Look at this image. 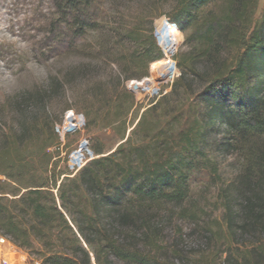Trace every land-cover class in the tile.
<instances>
[{
  "label": "trees",
  "instance_id": "obj_1",
  "mask_svg": "<svg viewBox=\"0 0 264 264\" xmlns=\"http://www.w3.org/2000/svg\"><path fill=\"white\" fill-rule=\"evenodd\" d=\"M57 1L62 28L73 37L65 45L76 51L87 30L103 28L96 19L100 0ZM148 2L154 11L126 28L124 19L107 28L109 43L100 50L111 47L119 58L112 61L118 64V80L99 81L100 92L88 98L80 94L82 114L88 118L97 102L103 103L96 115L104 126L127 127L137 101L125 82L149 77L151 64L155 70L164 63L155 35V20L162 16L183 33L191 31L187 40L194 42L191 59L198 65H178L181 75L170 91L143 111L129 135L125 128L122 142L109 151L91 144L95 156L75 173L56 171L57 163L50 169V150H60L61 136L46 93L14 97L19 108L12 127L0 123V176L6 177L0 179V233L31 249L43 264H172L161 257L163 211L180 206L183 217L196 216L186 214L191 178L206 173L219 189L224 217L211 219L204 235L208 240L250 239L239 256L226 242L220 264H264V11L251 27L259 0ZM234 50L231 58L225 56ZM195 78L203 82L194 90L197 105L180 129H170L171 120L164 127L148 120L162 100L178 87L183 90L182 81L184 92L191 94ZM67 83L58 79L64 91ZM33 104L37 108L31 110ZM142 130L143 138L135 140ZM37 156L41 165H35ZM220 157H234L237 164L234 179L226 183ZM216 263L201 255L193 264Z\"/></svg>",
  "mask_w": 264,
  "mask_h": 264
},
{
  "label": "rangeland",
  "instance_id": "obj_2",
  "mask_svg": "<svg viewBox=\"0 0 264 264\" xmlns=\"http://www.w3.org/2000/svg\"><path fill=\"white\" fill-rule=\"evenodd\" d=\"M149 3L148 0H100L101 13L96 15V19H100V26L103 28H99L100 32L87 30L78 40L80 46L73 51L65 45L66 42L72 41L73 37L72 32L62 28L57 0H0V123L6 129L12 127L18 107L13 104L14 97H25L34 91L46 93L47 107L56 122L55 130L61 136L60 150H50L54 154L50 169L57 163L56 171L75 173L95 156L90 148L93 143L105 146L107 151L114 149L122 142L121 132L128 128V136L134 128L131 127L132 124L135 125L143 111L148 109L153 101L170 91L174 81L181 75L178 65H198L199 62L193 63L191 59L194 42L187 40L191 31L183 33L168 17L162 16L155 20V35L165 54L160 60L164 63L159 64L155 70L151 64L149 77L125 82L137 101L128 118L127 127H105V121L96 115V109L104 106L103 103L97 102L88 118L82 114L80 94L88 98L90 94L100 92L99 81L112 83L113 79L118 80L114 74V71L118 70V64H112V61L119 58L111 47L107 52L100 50L101 46H107L109 43L105 37L107 28L115 20L121 23L124 19L122 22L125 28L135 23L142 13L154 11V8H149ZM263 11L264 0H259L251 27L259 22ZM91 12L95 14L96 9ZM101 34L103 39L98 37ZM235 52H225V56L231 58ZM58 79L69 81L65 91L58 84ZM193 81L191 94L184 92L185 84L182 81L180 88L182 86L183 90L178 87L176 92L162 100L156 110L150 111L148 120H156L160 127H164L171 120L169 128L175 131L180 129L192 113L190 109L197 105L194 90L200 88L203 83L200 78ZM134 83L140 84V87L132 89L130 85ZM36 108L34 104L30 106L31 110ZM142 132L143 130L139 131L134 139H142ZM34 148L38 152V145ZM233 159L234 157L219 158L223 163L224 183L235 177L237 164ZM40 162L37 156L35 165ZM0 179L4 180L6 177L0 176ZM191 185L192 192L186 203V214L194 213L196 216L183 217L180 206L165 207V214L160 218L162 228L165 229L161 235V241L164 243L161 257L166 261L171 260L172 264H193L195 259L203 255L207 261L216 258V264H220V249L226 242L234 244V252L239 256L240 249L249 246V238L242 240L229 236L226 241H222L212 238L208 240L204 235L205 228H209L212 223L211 219L218 218L223 221L224 209L221 208L219 189L212 186L213 181L206 173L194 175ZM223 233L225 235L226 230ZM201 240L207 245H201ZM175 255L177 260H174ZM0 264L43 263L31 249L15 245L8 236L0 233Z\"/></svg>",
  "mask_w": 264,
  "mask_h": 264
},
{
  "label": "bare ground",
  "instance_id": "obj_3",
  "mask_svg": "<svg viewBox=\"0 0 264 264\" xmlns=\"http://www.w3.org/2000/svg\"><path fill=\"white\" fill-rule=\"evenodd\" d=\"M130 87H131L132 89H138V88L140 87V84H138V83H134V84L130 85Z\"/></svg>",
  "mask_w": 264,
  "mask_h": 264
}]
</instances>
